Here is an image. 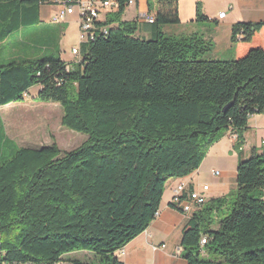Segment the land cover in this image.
I'll return each mask as SVG.
<instances>
[{
    "label": "trees",
    "instance_id": "1",
    "mask_svg": "<svg viewBox=\"0 0 264 264\" xmlns=\"http://www.w3.org/2000/svg\"><path fill=\"white\" fill-rule=\"evenodd\" d=\"M128 1L94 22L68 63L32 39L52 0H0V106L38 86L34 98L59 103L61 124L87 135L69 150L18 147L0 116V264H123L116 251L155 218L167 180L197 170L229 131L240 149L249 117L264 112V21L233 25L235 57L212 59L203 35L163 30L181 23L178 0H147L148 38L135 36L138 17L122 19ZM206 20L197 2L193 21ZM263 188L264 153L253 152L233 192L191 213L181 257L264 264ZM78 252L92 259L65 257Z\"/></svg>",
    "mask_w": 264,
    "mask_h": 264
},
{
    "label": "crops",
    "instance_id": "2",
    "mask_svg": "<svg viewBox=\"0 0 264 264\" xmlns=\"http://www.w3.org/2000/svg\"><path fill=\"white\" fill-rule=\"evenodd\" d=\"M196 2H200L202 12L207 17L206 21H193ZM43 5L47 11L43 12L41 5L40 18L48 23L53 15L48 11L52 4ZM222 11L225 15L220 18L219 13ZM106 13L101 14V20L104 19ZM178 13L181 23L176 26L163 27L166 33L177 35L198 33L212 42L213 53L229 51L233 56L232 50L236 48L231 41L233 25L239 22L264 21V0H178ZM140 14L153 15L148 11L147 0H135L133 4H129L122 19H135ZM137 19L141 24L140 35L150 36L145 20ZM65 22L75 25L77 37V15L67 16ZM258 36H261V33ZM77 45L74 44V46ZM73 59L75 58L70 61H76ZM68 63L72 62L68 61ZM235 141V133L227 132L210 147L197 170L185 176L167 180L155 218L144 231L116 251V255L123 261V264H188L180 255V239L191 213L171 207L174 188L178 183L184 182L187 187L186 191L199 192L205 196L206 201L233 192L236 189L238 161L249 157L253 152L264 153V112L249 117L247 128L243 132V144L238 150L234 147ZM214 171H218L219 174L215 175ZM206 185L207 188H204ZM262 191L264 196V188Z\"/></svg>",
    "mask_w": 264,
    "mask_h": 264
},
{
    "label": "rangeland",
    "instance_id": "3",
    "mask_svg": "<svg viewBox=\"0 0 264 264\" xmlns=\"http://www.w3.org/2000/svg\"><path fill=\"white\" fill-rule=\"evenodd\" d=\"M57 7L56 4H52L48 8L49 14H54L58 10ZM42 10L43 12L47 11L44 5H42ZM49 21L47 23L48 26L41 25L37 28L46 33L41 34L39 30H37L39 34H33L32 36V39L36 41L41 50V56H48L51 53L52 55H56L59 53L66 62L69 61L74 63L75 61L70 60L74 58L71 49L74 44H77L75 25L65 21H61L60 25L54 24L58 22L54 17H50ZM135 36L148 38L147 35H140V29L137 30ZM234 51L235 49L232 50L234 53L233 56H231L229 51H221L219 53H213L211 51L209 57L212 59L229 60L235 57ZM37 90L38 88L33 86L29 89L28 94H26L22 101L0 106V116L5 135L18 147H39L54 142L61 150H69L80 145L87 138V135L63 126L61 124L62 108L60 104L53 101L42 102L37 100L34 98ZM231 201L232 199L227 205V209L224 212L225 214L230 211ZM215 227L216 222L213 225V228ZM203 256L221 261V264H228L223 262L222 258L216 254L206 255L203 253ZM65 257H76L83 260L92 259L90 253L82 252L71 253L65 255Z\"/></svg>",
    "mask_w": 264,
    "mask_h": 264
},
{
    "label": "built area",
    "instance_id": "4",
    "mask_svg": "<svg viewBox=\"0 0 264 264\" xmlns=\"http://www.w3.org/2000/svg\"><path fill=\"white\" fill-rule=\"evenodd\" d=\"M53 4L58 6V10L51 17L58 18V22L65 21L66 17L71 14H76L78 17V33H77V46H73L71 53L79 61L81 56L79 52V44L86 42L89 39H92V33H95L93 30L94 22L101 20L100 16L102 13L116 10L117 2L116 0H52ZM135 0H129L128 4H133ZM225 12L222 11L219 13V17H223ZM139 19H144L145 22H149L146 19V14H140ZM150 23V22H149ZM108 27V26H107ZM103 27L101 31H105L106 28ZM237 38L241 37V33H237ZM26 96V94L24 95ZM236 137V135H235ZM215 175H218V171H214ZM186 184L180 182L174 188V193L171 199V203L181 209L183 212L192 213L195 210L199 209L206 201V198L203 194L195 191H186ZM207 188V185L204 186ZM178 210V209H177ZM206 238L201 237L200 245L205 244ZM164 245H162L163 247ZM1 252V245H0ZM9 264V263H7ZM20 264H32V263H20Z\"/></svg>",
    "mask_w": 264,
    "mask_h": 264
},
{
    "label": "bare ground",
    "instance_id": "5",
    "mask_svg": "<svg viewBox=\"0 0 264 264\" xmlns=\"http://www.w3.org/2000/svg\"><path fill=\"white\" fill-rule=\"evenodd\" d=\"M56 20H58V18H55ZM146 19L149 20V22H152L153 21V18L151 15L149 14H146ZM5 264V263H4Z\"/></svg>",
    "mask_w": 264,
    "mask_h": 264
}]
</instances>
